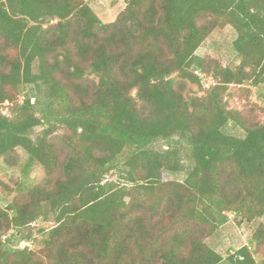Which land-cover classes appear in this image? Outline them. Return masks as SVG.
Segmentation results:
<instances>
[{
  "label": "trees",
  "instance_id": "trees-1",
  "mask_svg": "<svg viewBox=\"0 0 264 264\" xmlns=\"http://www.w3.org/2000/svg\"><path fill=\"white\" fill-rule=\"evenodd\" d=\"M124 1L105 24L83 0H0V106L31 90L0 110V159L21 147L62 175L0 208V264H257L249 246L223 257L205 240L227 213L264 217V124L245 127L226 99L264 85V0ZM226 26L236 66L197 55ZM185 160V180H168ZM24 227L40 252L8 244ZM250 243L264 247V223Z\"/></svg>",
  "mask_w": 264,
  "mask_h": 264
},
{
  "label": "rangeland",
  "instance_id": "rangeland-1",
  "mask_svg": "<svg viewBox=\"0 0 264 264\" xmlns=\"http://www.w3.org/2000/svg\"><path fill=\"white\" fill-rule=\"evenodd\" d=\"M95 12L99 20L105 24L114 22L119 14L126 6L124 0H83ZM237 33L231 26L218 28L214 30L208 39L201 45L197 51V55L203 58L213 59L222 67L236 66L239 63L233 49V42ZM14 54L11 55V58ZM96 80L95 77H92ZM214 80L210 75L202 76V85L205 88L210 87ZM30 88H20L18 92H14V103H21L24 96L30 93ZM187 93L194 96H202L204 92L197 85H188ZM132 94L135 96L136 91ZM226 99L230 109L237 110L240 113V119L245 127L254 126L256 124H264V85L254 87L251 81H246L244 85H231L226 94ZM14 103L5 102L0 106V110L4 115L12 116V108ZM44 127L35 128L31 133V137L35 138L40 135ZM227 133L237 136L245 134V128L230 123L226 128ZM66 128H60L57 131V137L68 135ZM56 148L62 144V141L56 142ZM155 149L161 150L166 147L165 142L159 141L153 144ZM28 153L21 147L17 148L10 155L0 159V208L6 209L12 203H23L27 199V195L35 187H44L46 180L52 179L55 183L62 176L60 170L54 175H49L44 167L38 163L28 166ZM184 169L178 173L167 175L168 180L183 182L187 175L189 163L185 160ZM109 181L116 182L121 185V181L115 174L107 176ZM29 200V199H28ZM227 222L219 227L205 240L207 244L223 257L234 254L243 246H249L254 254L257 264H264V247L256 251L255 244L250 241L254 236L258 223H264V217L253 223L243 221L241 217L227 213ZM21 232L15 233V230L8 232L6 237L11 238L8 244L14 249H20L28 246L29 249L36 252L42 250V236H37L35 243L22 242L23 239L31 231L30 228L24 227Z\"/></svg>",
  "mask_w": 264,
  "mask_h": 264
}]
</instances>
